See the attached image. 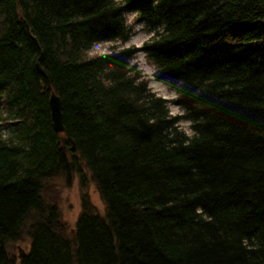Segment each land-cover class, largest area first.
Wrapping results in <instances>:
<instances>
[{
    "label": "trees",
    "instance_id": "16d2710c",
    "mask_svg": "<svg viewBox=\"0 0 264 264\" xmlns=\"http://www.w3.org/2000/svg\"><path fill=\"white\" fill-rule=\"evenodd\" d=\"M131 12L151 33L142 47L90 53L127 41ZM72 170L73 227L41 191ZM17 245L18 264H264V0H0V264Z\"/></svg>",
    "mask_w": 264,
    "mask_h": 264
},
{
    "label": "rangeland",
    "instance_id": "374dc122",
    "mask_svg": "<svg viewBox=\"0 0 264 264\" xmlns=\"http://www.w3.org/2000/svg\"><path fill=\"white\" fill-rule=\"evenodd\" d=\"M119 1V0H116ZM124 22L129 27L130 30V37L125 42H99L95 44L94 47L91 49L90 53L92 54H99L109 51V47L113 45L117 49H121V47H135L140 49L143 45V42L148 40L151 36V33L148 32V27L146 26L145 22H140L136 18V12L127 13L124 16ZM137 66V69L141 72L143 77H146L149 81L148 88L156 95L161 96L162 98L169 101L168 109L170 110V114L172 115H179L182 113L181 109H178L173 101L174 98V91L170 84L164 81L157 80L154 77V67L151 65L149 60L145 57L142 51H136L134 53V57L132 60V65ZM179 127L185 131L186 133L190 134L189 130V122L187 121H180ZM78 166L81 168V171L84 176V186L89 195V201L91 202L92 206L94 207L95 211L101 215H105V203L101 199L99 191L96 189L93 180L91 179L90 171L88 168L85 167L83 161L79 159L76 160ZM50 185L49 188L45 187L43 189V196L44 198H53L54 201L57 203L61 218L67 221L71 227L74 226V222L77 217L81 214V181L79 179V174L76 171L71 172L70 176H66L65 174L58 175L54 179L49 181ZM20 246V245H17ZM16 246V248H17ZM21 247V246H20ZM14 249V262L16 264L19 263L17 259L18 250ZM22 248V247H21ZM23 249V248H22ZM24 250V249H23Z\"/></svg>",
    "mask_w": 264,
    "mask_h": 264
},
{
    "label": "water",
    "instance_id": "95a60500",
    "mask_svg": "<svg viewBox=\"0 0 264 264\" xmlns=\"http://www.w3.org/2000/svg\"><path fill=\"white\" fill-rule=\"evenodd\" d=\"M36 69L39 71V73L43 76V78L46 81V90L49 93V111L51 114V122L54 127V131L58 133L64 132V125H63V114H62V103L58 95H56L55 92L52 91L50 82L48 81L47 74L45 71H43L38 64H36ZM18 250V256L17 259L19 260L24 256V250L17 246L16 248Z\"/></svg>",
    "mask_w": 264,
    "mask_h": 264
},
{
    "label": "bare ground",
    "instance_id": "6f19581e",
    "mask_svg": "<svg viewBox=\"0 0 264 264\" xmlns=\"http://www.w3.org/2000/svg\"><path fill=\"white\" fill-rule=\"evenodd\" d=\"M52 124V123H51ZM54 128V127H53ZM60 175H62V173H60ZM59 175V176H60ZM55 177H50L48 180H46V182L43 184L42 190L45 188V185L49 183L50 180L54 179ZM43 195V194H42ZM44 197V196H43ZM45 202L48 204H55L54 199L53 198H44Z\"/></svg>",
    "mask_w": 264,
    "mask_h": 264
}]
</instances>
